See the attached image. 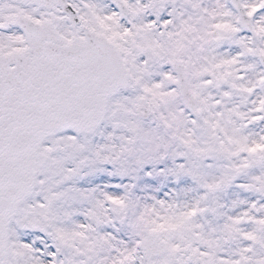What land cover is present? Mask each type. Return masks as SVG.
<instances>
[{
  "label": "snow or ice",
  "instance_id": "snow-or-ice-1",
  "mask_svg": "<svg viewBox=\"0 0 264 264\" xmlns=\"http://www.w3.org/2000/svg\"><path fill=\"white\" fill-rule=\"evenodd\" d=\"M0 264H264V0H0Z\"/></svg>",
  "mask_w": 264,
  "mask_h": 264
}]
</instances>
